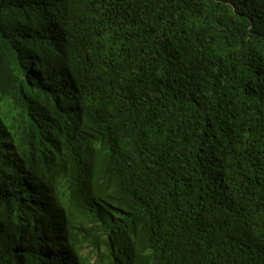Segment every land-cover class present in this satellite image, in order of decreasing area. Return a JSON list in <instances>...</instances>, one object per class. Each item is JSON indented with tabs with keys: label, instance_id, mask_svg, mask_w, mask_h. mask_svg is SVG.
Segmentation results:
<instances>
[{
	"label": "trees",
	"instance_id": "obj_1",
	"mask_svg": "<svg viewBox=\"0 0 264 264\" xmlns=\"http://www.w3.org/2000/svg\"><path fill=\"white\" fill-rule=\"evenodd\" d=\"M0 264H264V0H0Z\"/></svg>",
	"mask_w": 264,
	"mask_h": 264
}]
</instances>
